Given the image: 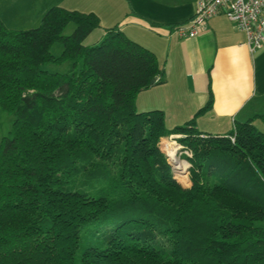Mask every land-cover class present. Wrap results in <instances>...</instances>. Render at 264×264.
Masks as SVG:
<instances>
[{
	"label": "trees",
	"instance_id": "16d2710c",
	"mask_svg": "<svg viewBox=\"0 0 264 264\" xmlns=\"http://www.w3.org/2000/svg\"><path fill=\"white\" fill-rule=\"evenodd\" d=\"M101 28L61 7L31 29L0 20V108L13 118L0 141V264H264V133L253 124L264 113L202 134L209 88L192 119L167 129L162 110L135 106L165 81L156 56L117 26L83 44ZM67 61V73L43 69ZM173 134L192 153L188 188L159 149Z\"/></svg>",
	"mask_w": 264,
	"mask_h": 264
},
{
	"label": "crops",
	"instance_id": "0c3cea01",
	"mask_svg": "<svg viewBox=\"0 0 264 264\" xmlns=\"http://www.w3.org/2000/svg\"><path fill=\"white\" fill-rule=\"evenodd\" d=\"M9 1L14 12L22 13L20 20L29 19L28 27L40 23L52 7L91 12L102 27L98 40L105 36L104 29L117 26L151 51L165 81L139 93L135 106L140 112L162 110L167 129L192 119L206 105L209 88L212 106L195 120L202 134L226 135L237 123L264 113V48L251 53L244 32L224 15L210 18L195 37L174 33L192 18L198 0ZM253 124L264 133L263 121L255 119Z\"/></svg>",
	"mask_w": 264,
	"mask_h": 264
},
{
	"label": "built area",
	"instance_id": "2783aa9c",
	"mask_svg": "<svg viewBox=\"0 0 264 264\" xmlns=\"http://www.w3.org/2000/svg\"><path fill=\"white\" fill-rule=\"evenodd\" d=\"M217 15H224L244 32L251 53L264 48V0H198L192 18L176 26L173 31L181 38L195 37L206 29L207 21ZM180 137L179 134H173L162 138L159 149L171 168L173 179L183 188H188V159L192 153L180 144ZM231 141L234 139L231 138Z\"/></svg>",
	"mask_w": 264,
	"mask_h": 264
},
{
	"label": "rangeland",
	"instance_id": "374dc122",
	"mask_svg": "<svg viewBox=\"0 0 264 264\" xmlns=\"http://www.w3.org/2000/svg\"><path fill=\"white\" fill-rule=\"evenodd\" d=\"M21 15L22 13L13 11L9 0H0V19L6 28L12 30H26V29L35 28L39 25L38 22L36 26L28 27L27 23L29 19L27 20V22H24V20H20ZM74 28H75L74 24L70 23L65 28L63 35L65 36L70 35L73 32ZM98 34H99L98 30L93 31L92 34L86 37V39L83 41V44L90 46L99 43L101 40H98L99 39ZM61 52H62V46L60 44L53 45L51 49L52 55L57 57L61 54ZM43 69L51 73H67L72 69V64L68 61L60 64L48 63L43 66ZM12 123H13L12 116L8 115L0 108V141L2 140L3 137L11 136ZM190 185L191 184L189 183L187 187H189ZM184 188H186V186ZM256 225L264 228V222L256 223Z\"/></svg>",
	"mask_w": 264,
	"mask_h": 264
},
{
	"label": "water",
	"instance_id": "95a60500",
	"mask_svg": "<svg viewBox=\"0 0 264 264\" xmlns=\"http://www.w3.org/2000/svg\"><path fill=\"white\" fill-rule=\"evenodd\" d=\"M153 83V82H152Z\"/></svg>",
	"mask_w": 264,
	"mask_h": 264
}]
</instances>
